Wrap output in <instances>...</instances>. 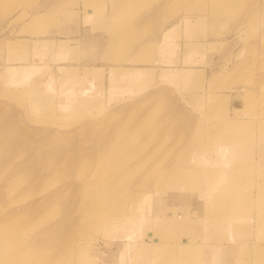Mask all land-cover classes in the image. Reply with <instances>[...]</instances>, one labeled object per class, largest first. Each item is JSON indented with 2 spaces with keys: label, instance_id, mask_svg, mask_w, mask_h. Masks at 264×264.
<instances>
[{
  "label": "rangeland",
  "instance_id": "1",
  "mask_svg": "<svg viewBox=\"0 0 264 264\" xmlns=\"http://www.w3.org/2000/svg\"><path fill=\"white\" fill-rule=\"evenodd\" d=\"M263 124L264 0H0V264H264Z\"/></svg>",
  "mask_w": 264,
  "mask_h": 264
},
{
  "label": "bare ground",
  "instance_id": "2",
  "mask_svg": "<svg viewBox=\"0 0 264 264\" xmlns=\"http://www.w3.org/2000/svg\"><path fill=\"white\" fill-rule=\"evenodd\" d=\"M236 122H229V124L227 125V130L229 131V134H231V135H234V134L245 129L244 127H242L243 124H240L238 126L239 123L236 124ZM262 126H264V124ZM236 139H239V138H236ZM245 147H247V146H245ZM245 147L243 146L242 143H239V144L236 143L233 147L230 148V152L238 154V158H240V156H242L244 150H246V153H248L250 151V149H246ZM261 161H264V149H263V151H261L260 159L258 160V162H261ZM220 171H222V170H220ZM240 173H241V171H238V170H235L233 172V174H229V173L225 174L223 172H218L217 175L215 176V179H217V181L216 180L214 181V185L211 186L212 187L211 189L213 192L219 193V194L216 195L215 198L212 200L214 203L213 202H211V203L215 204V207L217 209H220L223 211H230L231 213H233V215H237L236 213L241 212V210H239V209H241L243 207V204L251 202V199L247 196V194H244V192L242 191V189L240 188V186L238 184V182L240 181V179L238 177L240 175ZM242 182H241V184H242ZM223 194L227 195L228 201L232 205L226 206L225 202H223V204L216 202V200L219 201L220 198L223 199V197L221 196ZM262 202L264 203V198L262 199ZM240 204H241V208L239 207ZM88 210L89 211L87 212V216H88L87 219H91L93 212H91L90 209H88ZM179 217H182V216H179ZM225 222H227V221H225ZM7 223L4 222L2 227L4 225H6ZM159 223L165 225L168 222L162 223V221H159ZM184 223H189V221L175 222V223H170V224H176V225L180 226ZM248 223L254 224L252 222V219H249ZM222 224H223L222 220H219V221H217L216 226L222 227L223 226ZM163 225H161V226H163ZM231 228L233 229V233H234V232H238L239 226H237V225H235V223H233L231 225ZM248 228L250 231H252L253 226L249 225ZM222 229H223V227H222ZM229 231H230V228H229ZM154 239H157V240H155L156 241L155 247L159 246L161 243H159L158 238L154 237ZM229 240H230V236H229ZM235 242H237V240L232 238L231 243L228 246L218 244V246H216L214 252H213V248L211 246H207V247H209V250H207V254H206L204 247H202L201 244H200L201 246L196 245V244L191 246L186 241L184 246H183L184 251H183V255H182L184 263L185 264H199L200 259L198 257L203 256L204 258L207 259L209 253H211L212 255L214 254V256L217 258L218 262L221 263L222 261L227 260L229 257H231L232 253L235 254L237 252L238 244H236ZM181 245H180V247H181ZM170 250H171V248H169V251ZM217 253L219 255H217ZM191 258H193V259H191ZM237 258H238V256H237ZM192 262H195V263H192Z\"/></svg>",
  "mask_w": 264,
  "mask_h": 264
},
{
  "label": "crops",
  "instance_id": "3",
  "mask_svg": "<svg viewBox=\"0 0 264 264\" xmlns=\"http://www.w3.org/2000/svg\"><path fill=\"white\" fill-rule=\"evenodd\" d=\"M115 7H116V6H115ZM110 9H111V7H109V12H111ZM109 12H108V13H109ZM116 12H117V11H116ZM116 12H114V13H116ZM88 15H89V16H92V15H93V8H89ZM185 228L188 229V226H186ZM213 244H214V245H213ZM218 244H225V245H228V244H230V243H229V242H228V243H227V242H211L210 245H209V244H206V245L211 246V247L213 248V252H214V251H215V248H216V246H218ZM239 248H240V246L238 245V250H237V252H236L235 254L232 253V254H231V257H229L227 260L222 261L221 263L218 262L217 258L214 256V254L212 255L211 253H209V254H208V258H207V259L204 258V259H206V261H205L204 263H206V264H234L233 262H235V260H237V256H238V254L240 253ZM217 255H219V254L217 253ZM225 261H226V262H225Z\"/></svg>",
  "mask_w": 264,
  "mask_h": 264
}]
</instances>
